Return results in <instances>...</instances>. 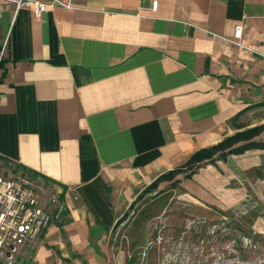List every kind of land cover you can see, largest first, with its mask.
Listing matches in <instances>:
<instances>
[{
    "label": "crops",
    "instance_id": "crops-1",
    "mask_svg": "<svg viewBox=\"0 0 264 264\" xmlns=\"http://www.w3.org/2000/svg\"><path fill=\"white\" fill-rule=\"evenodd\" d=\"M65 1L37 19L0 0V171L64 190L29 264H112L111 229L139 191L264 108V0ZM238 156L239 175L264 179V149Z\"/></svg>",
    "mask_w": 264,
    "mask_h": 264
},
{
    "label": "rangeland",
    "instance_id": "rangeland-1",
    "mask_svg": "<svg viewBox=\"0 0 264 264\" xmlns=\"http://www.w3.org/2000/svg\"><path fill=\"white\" fill-rule=\"evenodd\" d=\"M260 125L259 107L231 121L225 138ZM253 141L264 142V132ZM239 157H216L195 174H180L151 192L147 188L162 174L143 187L111 229L112 264H264V179H257L258 169L239 175L237 165L228 164ZM201 190L222 193L211 197Z\"/></svg>",
    "mask_w": 264,
    "mask_h": 264
},
{
    "label": "built area",
    "instance_id": "built-area-1",
    "mask_svg": "<svg viewBox=\"0 0 264 264\" xmlns=\"http://www.w3.org/2000/svg\"><path fill=\"white\" fill-rule=\"evenodd\" d=\"M1 1L13 5L15 11L29 8L37 19L49 9L72 7L71 2L65 0ZM150 10L155 11V7ZM241 36L242 27H235L233 43L253 52L250 45L241 44ZM66 211L62 187L24 172L16 173L11 168L0 171V264H29L42 235L52 224L62 223Z\"/></svg>",
    "mask_w": 264,
    "mask_h": 264
},
{
    "label": "trees",
    "instance_id": "trees-1",
    "mask_svg": "<svg viewBox=\"0 0 264 264\" xmlns=\"http://www.w3.org/2000/svg\"><path fill=\"white\" fill-rule=\"evenodd\" d=\"M3 60H0V68H2ZM237 117L232 119L235 120ZM264 132V125L256 126L227 137L217 144L208 148H203L193 153L187 161L173 170L159 176L148 188L146 192H151L158 189L163 182H169L175 179L180 174H195L196 170L204 164L210 163L214 158H225L230 154H243L251 149H264V142L253 141L255 137ZM9 168V163L6 164ZM18 169V167H17ZM24 173L37 177L27 170H22Z\"/></svg>",
    "mask_w": 264,
    "mask_h": 264
},
{
    "label": "bare ground",
    "instance_id": "bare-ground-1",
    "mask_svg": "<svg viewBox=\"0 0 264 264\" xmlns=\"http://www.w3.org/2000/svg\"><path fill=\"white\" fill-rule=\"evenodd\" d=\"M186 264V263H185ZM187 264H189V263H187Z\"/></svg>",
    "mask_w": 264,
    "mask_h": 264
}]
</instances>
